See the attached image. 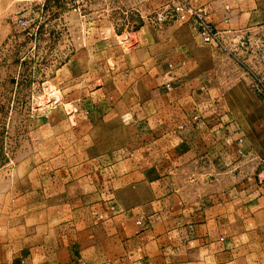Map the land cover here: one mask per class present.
I'll return each instance as SVG.
<instances>
[{"label": "crops", "instance_id": "0c3cea01", "mask_svg": "<svg viewBox=\"0 0 264 264\" xmlns=\"http://www.w3.org/2000/svg\"><path fill=\"white\" fill-rule=\"evenodd\" d=\"M139 1L201 8L218 39L173 14L77 55L108 78L71 124L93 150L0 168V264H264V0Z\"/></svg>", "mask_w": 264, "mask_h": 264}, {"label": "rangeland", "instance_id": "374dc122", "mask_svg": "<svg viewBox=\"0 0 264 264\" xmlns=\"http://www.w3.org/2000/svg\"><path fill=\"white\" fill-rule=\"evenodd\" d=\"M143 3L0 0V168L45 167L44 162L61 153L64 162L68 156L73 162L92 152L89 131L71 124L76 113L93 104L92 88L108 78L92 72L77 76L83 67L77 69L74 61L77 55L86 56L88 72L92 58L119 54L121 45L131 48L137 37L129 32L152 22L162 8L143 17ZM93 75L97 82L91 81ZM63 119L64 126L54 125Z\"/></svg>", "mask_w": 264, "mask_h": 264}, {"label": "built area", "instance_id": "2783aa9c", "mask_svg": "<svg viewBox=\"0 0 264 264\" xmlns=\"http://www.w3.org/2000/svg\"><path fill=\"white\" fill-rule=\"evenodd\" d=\"M176 15L177 19L186 21L189 16L196 19L198 26H199V32L203 37V40L207 43L214 42L218 39V33L215 30V28L212 26L211 23L207 22L204 15L205 12L203 9H197L192 8L191 6H188L184 2L178 3L176 6H174L171 9H160L156 12L154 17L152 18V22L158 25H162L165 23V21L171 16Z\"/></svg>", "mask_w": 264, "mask_h": 264}]
</instances>
